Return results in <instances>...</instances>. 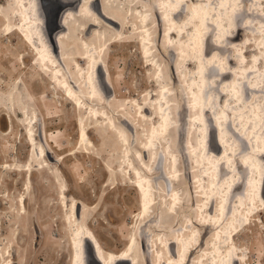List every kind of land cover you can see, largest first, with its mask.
Segmentation results:
<instances>
[{
	"label": "rangeland",
	"instance_id": "rangeland-1",
	"mask_svg": "<svg viewBox=\"0 0 264 264\" xmlns=\"http://www.w3.org/2000/svg\"><path fill=\"white\" fill-rule=\"evenodd\" d=\"M13 1L0 0V128L3 130L7 128L3 113H7L9 110L8 113H12L18 122L21 121V125L14 120V127L10 133L4 134L0 129V263L4 261L6 264H69V227L64 219L63 213L65 209H63L64 207L59 198L62 184L65 185L67 204L78 202L85 207L89 226L96 233L104 249L109 251L117 252L123 249L131 236L136 238L139 250H143V248L144 251H147V249L151 250V244L148 242L147 245V239H157L156 235L158 233V241L161 238L167 240L172 234L183 233L186 229H192V226H196L199 231V238L197 237L198 240L195 242L197 243L195 245L197 249L192 250V255L189 258V263L193 264L195 258L201 254V250H205L209 246L208 238L211 234L209 235L208 233L212 227H205L203 224L205 222L209 223V221H202L200 216L210 205L207 203L209 202L207 198L201 202L202 196L206 197L207 195L205 192L208 189L206 187L207 183L195 182V175L201 174V171L196 166L193 167L197 159L203 158L198 156L200 146L197 139H200L202 123L204 122L200 121V119H195V117L191 118V116L194 113H199L203 116L209 110L211 113L208 114L207 119L208 125L210 124L209 126H211V123L213 124L215 120L214 118L216 116L217 118L220 117L218 113L223 108L225 109L226 106L222 104V107L217 102L220 99L221 91L224 90V84L217 87L215 96L212 95V98L207 103L205 101L200 104V100L196 98L198 96L192 92L194 88L197 91L198 87H196V84L191 83V78L193 79V77L197 76V64L192 61L191 64L186 65L189 58L187 60L182 55H179L177 50L178 39L176 38H181L182 36V41L186 43L192 42L189 38L190 36H187V32L193 25L191 21L194 14L190 11L192 3L200 4L202 13L205 10H209L211 14H217L216 18L225 12V8L218 6L219 0L218 2L209 0L213 4L207 8L203 6L206 2L202 5L201 1L189 0L177 16V22L181 25L184 24V35L182 32L180 37L172 36L170 39L168 33L172 30L171 24L163 19L159 12L161 0L134 1L135 5L133 7L139 8L142 12H146L145 14L147 15L146 22L150 31L149 34L145 35V38L149 39V47L152 48L150 58L141 52L140 42L144 43L141 40L143 32L140 31L141 29L135 28L136 26L133 23H130L132 25L130 29L124 28L122 30L121 39L123 42L114 44L112 47L109 46L103 55L104 68L108 71L109 82L113 88L110 90V99L107 101L105 109L109 113V117L115 120L116 123L118 122V111V113L130 112L136 119H139L138 114L143 109L146 99L151 96L155 98L159 92L161 94V91H164L170 103L173 102L170 107L171 116L173 115L172 118L175 121L170 125V132L166 139L168 144L165 148L161 144H158V147L159 150L163 148L161 152L164 156L166 155L165 159L168 162L171 161L169 152L173 151L172 153L177 156L180 170L177 173H174L175 169H171L170 173L168 167V169L164 168L165 159L164 156L159 159V150L157 151L158 155L155 153L150 157V154L149 156L146 154L145 163L141 161L139 154H141L140 141L143 134L136 131L135 128H127V136L134 140L130 145L131 159L133 162H137H134V165L139 168L141 174L151 177V184L154 185L153 189L156 193V203L151 211L153 213L147 212L139 216L138 195L133 188L134 174H129L128 169L125 168L127 166L123 159V149L125 147L121 149L116 145L111 134L104 133L103 127L107 126L108 120L99 117V121L95 122L86 108L79 111L77 107L75 108L65 99L63 94L60 92L56 93L51 88L52 84L49 83L48 79L32 67L31 53L26 50L27 48H25L23 42L15 35L12 37L5 36L4 18L10 16L9 13L15 6ZM122 1L125 2V0ZM260 2H262V5L259 7ZM258 3L256 5L249 0H245L240 8L248 9L251 12L264 10V0H258ZM133 7H127V5L123 4L120 8L123 11L130 10L129 18L132 22L135 20V15L131 14ZM214 8H217V11ZM241 9L239 11H242ZM255 14L249 15L245 13V17L248 16L247 18H250L244 17V20L238 21V26L242 27L241 25H243L245 27H242L238 32V37L234 42L242 53L248 49V52L245 53L246 59L241 64H246V61L249 62L252 54L258 51V45L254 43L255 40L253 38L259 35L264 36V32L258 27L260 19H255ZM262 17L264 18V16ZM77 21L79 23H87V20L82 15L78 16ZM10 22L12 24L16 23L13 19H10ZM48 24L51 26L50 22ZM233 28L235 29L236 27L232 26L230 30ZM92 30L102 32L106 37L114 33L106 25L97 29L92 27ZM249 42H251V46H248ZM206 48H208L206 53H210L209 57H212L217 52V50L213 51L207 46ZM8 55L9 57H7ZM24 56L25 59L23 58ZM232 56L233 52L228 51L222 55V59L224 58L225 63H228ZM198 62L200 61L198 60ZM255 62L259 63V60ZM239 66L241 65L236 62L232 65L233 68H238ZM233 70L235 73L230 74L226 80V88L229 86L231 89L239 87V84L233 83L235 75L237 77L241 76V79L243 78L242 74H237V69L234 68ZM191 74L193 75L192 77L189 76ZM219 77L221 78V76ZM197 79L196 83L199 86V83L201 85V82H198L200 77ZM213 82H215V79H213ZM230 96L231 98H237L238 95L237 93L235 94V91H231ZM9 97L14 99L11 100ZM212 100H215L214 105H212ZM162 102H165V98L162 99ZM20 107L26 108L28 114L23 115ZM230 116L232 119L231 123L239 124L241 122V116L237 112ZM80 117H83V125L80 124ZM26 118L31 119V124L34 126L32 128H34L38 139L39 130L42 131V134L46 132L48 139L51 140L49 144L54 145V153L50 154V158L47 159L50 166L44 168L45 171L44 169H39L32 172L30 175L31 185L27 193H25L24 187L26 172L22 170L25 166L29 145L25 143L23 136L20 143L17 142L18 135L23 132L22 128L24 125L22 120ZM153 120L152 116L151 121ZM96 125L101 130L97 131L94 128L91 132H97V134L90 132V140L94 144V148H90L91 154L76 153L75 155H69L74 149H83L79 148L81 146L79 143L81 129L87 126L96 127ZM103 135H105V138H102ZM210 135V138H212V140L210 139V144L212 148L214 147L213 150L216 151L215 132ZM43 137L46 141L45 134H43ZM192 143L194 144V149L190 148ZM112 146L115 147L113 148ZM166 151L168 152L166 153ZM236 151L238 150L235 149L233 152ZM136 152H139V154ZM254 152L260 153L257 152L256 148ZM254 152L250 153V155H253ZM194 154L197 156L192 158ZM59 155H66L65 160H63L64 163L62 161L56 163L53 160V157L55 158ZM202 160V165L204 162L208 163L207 166L212 165L207 157ZM4 163L9 164L13 168H1ZM158 163L159 165H156ZM110 168L114 169L113 174L109 172ZM103 170L105 172H101ZM21 175L24 178L20 177ZM212 175V169L209 174L205 170L204 175L201 174V177L207 176L208 179H211ZM174 181L176 182L174 183ZM204 185L205 189L203 190ZM234 187L235 184L231 189L233 190ZM176 190L180 197L176 202V205H178L177 211L173 207V211L168 212L165 207L169 206L171 199H173L172 194H175ZM202 190L204 192L200 193L199 191ZM238 191L239 189L235 193ZM24 193L27 195L25 202L26 211L21 213L19 196ZM201 194L203 195L201 196ZM209 195L211 194L209 193ZM201 205L203 206L201 207L202 209L199 208ZM162 209L163 211L166 210L165 213L161 211ZM159 217L161 221H159ZM154 239L152 241H155ZM234 242L237 247H241L240 252L245 254V264H264V209L255 216L251 224L234 237ZM164 243L160 240L155 247L161 250ZM214 253L216 252L214 251ZM146 257L142 255L141 259H138V264H152L150 251ZM209 262L205 264H209Z\"/></svg>",
	"mask_w": 264,
	"mask_h": 264
},
{
	"label": "bare ground",
	"instance_id": "bare-ground-1",
	"mask_svg": "<svg viewBox=\"0 0 264 264\" xmlns=\"http://www.w3.org/2000/svg\"><path fill=\"white\" fill-rule=\"evenodd\" d=\"M44 1H40V9H38L37 0H14L13 4H15V6L13 5V9L11 13H9L10 18H4L5 36L12 37L15 35L23 42L25 48H27L26 50L31 53L32 67L37 69L43 77L48 79L49 83L52 84L51 88H53L56 93L60 92L63 94L65 99H67L75 108L77 107L79 111L86 108V110L89 111L92 120L94 119L95 122L99 121V117L108 120L107 126L104 124L105 126L103 127V130L105 131L104 133L111 134L116 145L121 149L125 147L123 149V159L127 165L125 168L128 169L129 174H134L133 188L138 195L139 216L151 212L156 203V193L153 189L154 185L151 184V177L146 174H141L139 168L134 165V162H137H133L131 159L130 145L134 140H131L127 136V128H135L136 131L142 132L141 134H143V136L140 141L141 154H139V152L136 153L141 156V161L145 163L144 159L146 158V154L147 156L150 154L151 157L153 154L157 153L159 150L158 144H161L163 148L168 144L166 139L170 132V125L175 121H173V115L171 116L172 112L170 107V104L173 102L170 103V100L166 97L164 91H161V94L159 92L155 98L151 96L146 99L143 109L140 110V113L138 114L139 119H136L130 112L118 113V111V122L116 123L115 120L109 117V113H107V110L105 109L108 103L107 101L110 99V90L113 88L109 82L108 71L105 70L103 64V55L105 51L109 46L112 47L114 44L123 42L121 39L122 30L124 28L130 29L132 27L130 23H133L134 26H136L135 28L141 29L140 31L143 32L141 40L144 41V43L142 42V44L140 42L141 52L146 57L150 58L152 48L149 47V39L145 38V35L149 34L150 31L149 25L146 22V12H142L139 8L133 7L135 5L133 2L137 0H125V2L122 0H57L59 3H64L66 8L60 15L61 21L58 25L59 28L56 30V33H54L53 38L52 35L50 36V33L52 34L54 31L53 15H46L43 9ZM188 1L189 0L160 1L159 12L161 13L162 18L171 24L172 30L170 29L171 31L168 33L170 39L172 36L180 37V34L183 32L184 24L181 25L177 22V16L181 13L182 8ZM198 1H201L202 5L204 2H208L203 5L206 8L213 4V2L209 0ZM216 1L218 2V0ZM219 1L220 3H218V6L225 8V12H221L222 14L217 18L215 17L217 14H211L209 10H205L206 12L204 11V13H202L203 11L200 10V4L192 3L190 11L194 14L191 21L193 22V25L189 29V32H187V36H190L189 38L192 42L190 41L189 43H186L185 41H182V36L181 38H176L178 39L177 50L179 55H182L186 59L189 58L186 65L191 64L192 61L197 64V76L193 77V79L191 78V83L196 84V87H198L197 91L194 88L192 92L194 95L198 96L196 98L200 100V104L205 101L207 103L209 99L212 98V95L215 96L217 87L224 84V90L221 91V96L218 95L220 96V99L217 102L220 106H222V104L226 106L225 109L223 108L218 113L220 117L217 118L216 116L214 118L215 120L213 119L214 122L213 124L211 123V126H209L210 124L208 125L207 119L208 114L211 113L209 110H207L203 116L199 113H194L191 116V118L195 117V119H200V121L204 122L202 123L203 127L201 130L202 134L199 136L200 139H197L198 145L200 146L198 156L203 158L207 157L210 161L209 163L212 164L211 166H207L208 163L204 162L202 165L203 158H200L197 159V162L194 163L193 167L196 166L198 170L201 171L202 175H204L205 170L208 174L211 169L213 171L211 179H208L207 176L201 177V174L195 175L196 183H207L206 187H208V189L205 191L207 195L206 197H203V194H201L203 198L201 202L207 198L209 199V202L207 203L210 205L200 216L202 221H209V223L205 222L203 225L207 228L212 227V229L208 233L209 235L211 234L208 238L209 246L205 250H201V254L195 258L193 264H205L208 263V261H210L209 264H245L246 256L243 252H240L241 247H237L234 242V237L251 224V221H253L255 216L264 209V36L259 35L258 37L253 38L255 40L254 43L258 45V51L252 54L251 59L249 62L246 61V64H241V62L245 61V53L248 52V49L242 53L241 49L237 48V44L234 42L238 37V32L242 27H245L243 25H241L242 27L238 26V21H242L245 17V13L249 15L256 13L255 19H260V25H258V27L264 32V18L262 17L264 16V10L251 12L248 9H241V4L245 0L239 2L237 0ZM249 1L256 5L258 3V0ZM94 2H99V13L103 19L109 22V24L102 21L92 10L91 6L94 5ZM123 4L127 5V7H133V12L131 13L135 15V20L133 22L130 21L129 18L130 10L123 11L120 9ZM261 5L262 2H260L259 7ZM215 7L217 6L215 5ZM55 8L58 7L56 6ZM239 8L242 11H239ZM216 9L214 8V10ZM79 15H82L85 20H87V23H79L77 21ZM10 19H13L16 23L12 24ZM49 22L51 26L48 24ZM103 25L109 27L114 33L106 37L102 32L92 30V27H96L97 29L101 28ZM232 26L236 28L230 30V27ZM44 27L45 32L49 33V37H51V45L44 34ZM206 46L213 51L217 50V52H215L212 57H209L210 53H206L208 50ZM248 46H251V42L248 43ZM228 51L233 52V56L228 62L229 64L225 63L224 58L222 59V55L226 54ZM7 57H9V55ZM23 58L25 59V56ZM198 60L200 62H198ZM256 60H259V63H256ZM235 62L241 65L238 68H234L237 69V74L243 75V78L241 79V76L239 75V77L236 75L234 76L233 83L239 84V87L232 88V90L230 86L226 88L225 83H227L226 80L229 78L230 74L235 73L233 70L234 68L232 67ZM192 74L189 76L192 77ZM219 76H221V78ZM199 77L200 79L198 82H201V85L199 83L198 86L196 80H198L197 78ZM213 79H215V82H213ZM254 79H256V82ZM231 91H235V94L237 93V98H231ZM9 98H11V100L14 99L13 97ZM164 98L165 102H162V99ZM214 101L212 102V105H214ZM99 106L101 107L98 108ZM21 109L23 115L28 114L26 108L22 107ZM8 112L3 113V117H6L4 120H6L7 125L4 134L10 133L13 130L14 120L18 122L14 115ZM236 112L241 116V122L239 124H235L234 122L231 123L232 119L230 115L234 113L236 114ZM152 116L154 119L153 121H151ZM79 121L80 124L83 125V117H80ZM20 122L21 121L18 123L20 124ZM22 122L24 125L22 128L23 132L18 135L17 142L20 143L22 140L21 137L23 136L25 143L29 145L25 166L22 170L26 172L24 187L25 193H27L31 185L30 175L32 172L50 166L47 159L50 158V154L52 155V153H54V145L49 144V141L51 140L48 139L46 132L43 133L45 134L46 141L40 130L39 139L36 137V132L34 128H32L34 126L31 124V119L26 118L23 119ZM97 126L98 125H96V127L87 126L81 129L79 134V143L81 146H79V148L83 149H74L69 155H75L76 153L91 154L90 148H94V144L90 140V132L94 128L99 131L100 127L98 128ZM212 132H215L216 151L213 150L214 147L212 148L210 144V139L212 140L210 134ZM91 133L97 134V132ZM102 138H105V135H103ZM193 147L194 144L192 143L190 148L192 149ZM255 148L257 152H260L259 154L254 152ZM235 149L238 151L233 152ZM161 150H159V159L164 156ZM167 152L168 151H166V153ZM172 152H169V155H171V161L168 162L165 159L166 155L164 156L165 162L163 166L164 168L166 167V169L169 168L170 173L171 169H175L174 173H177L180 171L178 160L177 156ZM253 152L254 154L250 155V153ZM195 154L192 158L197 156H195ZM65 157L66 155H59L55 158L53 157V160L56 163H59L60 161L63 162ZM156 165H159V163ZM143 166L146 167L145 165ZM1 168L10 169L13 167L4 163ZM101 172L105 171L103 170ZM109 172L113 174L114 169L110 168ZM20 177L24 178L22 175ZM175 182L176 181H174V183ZM234 184L235 187L232 190L231 187ZM64 186L65 185L61 184L59 198L64 207L63 209H65V212L63 213L64 219L69 227V235L67 233L69 236V264H85L84 255L86 254V245L94 251L93 258L95 259L96 264H138V259L140 260L142 255H145V257L148 256L149 251L151 252L152 264H190L189 258L192 255V250L194 251V249H197L195 248V245L197 244L195 242L199 238V231L196 226H192V229H186L183 233L172 234L167 240L165 239L166 237L164 238L165 240L160 237L161 242H165L164 245L162 244L163 247H161V250H158L157 247H155L160 241H158V233L156 235V237H158L157 239H147V245L148 242L151 244V250L147 249L148 252L146 250L144 251V248L143 250L138 249L137 241L134 236L129 238L123 249L117 252L109 251L104 249L96 233L89 226L85 207L78 202L67 204V196ZM203 187L204 188L202 189L204 190L205 185ZM238 189L239 191L235 193ZM240 189L242 190L240 191ZM203 190L199 192L203 193ZM175 192V194L171 193L173 199H171V202L169 201V206L165 207L168 212H172L173 207L174 210L177 211L178 205H176V202L180 197L177 194V190ZM25 193L19 196L21 213L26 211L25 202L27 195ZM209 193L211 195H209ZM201 207L203 206L201 205L199 208ZM161 211H163V209ZM165 211H163V213H165ZM159 221H161L160 217ZM152 239L155 241H152ZM213 250L216 253L213 254ZM1 252L3 253L2 250ZM146 261L148 260L146 259ZM0 264L6 263L3 261Z\"/></svg>",
	"mask_w": 264,
	"mask_h": 264
},
{
	"label": "water",
	"instance_id": "water-1",
	"mask_svg": "<svg viewBox=\"0 0 264 264\" xmlns=\"http://www.w3.org/2000/svg\"><path fill=\"white\" fill-rule=\"evenodd\" d=\"M40 1H43V0H37L38 9H40L39 8ZM44 2L45 3L43 4V7H44L43 9H44L46 15L47 16L53 15L52 17H53V20H54L53 21V27H54L53 30L54 31H53L52 34L50 33V36L51 35L53 36L54 33H56V30L59 28L58 25H59V23L61 21L60 20V15H61L62 11L66 8V5H64V3H59V1L57 2V0H46ZM56 6L58 8H55ZM91 7H92V10L96 13V15H98V17H100V19L102 21H104L105 23L109 24V22H107L105 19H103V17H101V15L99 13L100 12L99 2L98 3L94 2V5L91 6ZM42 12H43V10H42ZM43 31H44V34H45L48 42L51 45V37H49V33L45 32V27L43 28ZM53 38H54V36H53ZM85 252H86V254L84 255L85 264H96L95 259L93 258L94 251H92L91 248L88 245H86Z\"/></svg>",
	"mask_w": 264,
	"mask_h": 264
},
{
	"label": "flooded vegetation",
	"instance_id": "flooded-vegetation-1",
	"mask_svg": "<svg viewBox=\"0 0 264 264\" xmlns=\"http://www.w3.org/2000/svg\"><path fill=\"white\" fill-rule=\"evenodd\" d=\"M4 116V115H3ZM6 117H3V119H5ZM2 119V118H1ZM5 122H6V120H5ZM6 130V129H5ZM5 130H3L2 128H1V131H3V133L5 132Z\"/></svg>",
	"mask_w": 264,
	"mask_h": 264
}]
</instances>
